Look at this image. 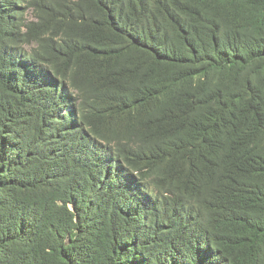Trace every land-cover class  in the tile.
Listing matches in <instances>:
<instances>
[{
    "label": "trees",
    "instance_id": "16d2710c",
    "mask_svg": "<svg viewBox=\"0 0 264 264\" xmlns=\"http://www.w3.org/2000/svg\"><path fill=\"white\" fill-rule=\"evenodd\" d=\"M0 264H264V0H0Z\"/></svg>",
    "mask_w": 264,
    "mask_h": 264
},
{
    "label": "rangeland",
    "instance_id": "374dc122",
    "mask_svg": "<svg viewBox=\"0 0 264 264\" xmlns=\"http://www.w3.org/2000/svg\"><path fill=\"white\" fill-rule=\"evenodd\" d=\"M30 17H31V15H30Z\"/></svg>",
    "mask_w": 264,
    "mask_h": 264
},
{
    "label": "clouds",
    "instance_id": "9594fccd",
    "mask_svg": "<svg viewBox=\"0 0 264 264\" xmlns=\"http://www.w3.org/2000/svg\"><path fill=\"white\" fill-rule=\"evenodd\" d=\"M260 76V75H259Z\"/></svg>",
    "mask_w": 264,
    "mask_h": 264
}]
</instances>
